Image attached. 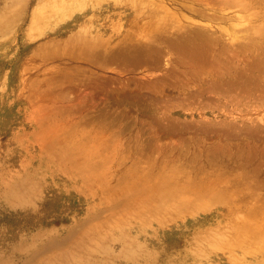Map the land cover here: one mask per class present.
Masks as SVG:
<instances>
[{"label":"rangeland","instance_id":"rangeland-1","mask_svg":"<svg viewBox=\"0 0 264 264\" xmlns=\"http://www.w3.org/2000/svg\"><path fill=\"white\" fill-rule=\"evenodd\" d=\"M56 1L0 0V264H264V0Z\"/></svg>","mask_w":264,"mask_h":264},{"label":"bare ground","instance_id":"bare-ground-1","mask_svg":"<svg viewBox=\"0 0 264 264\" xmlns=\"http://www.w3.org/2000/svg\"><path fill=\"white\" fill-rule=\"evenodd\" d=\"M56 1V0H55ZM75 1H77V3L80 5V6H84V5H86L87 4V2H90V1H92V0H71V2H63L62 0H57L56 2H55V4L57 5V12H63L64 10H67L68 8H71V9H73V8H75L76 6H78L77 4H75L76 2ZM73 3V4H72ZM207 23V22H206ZM200 27V26H199ZM211 27V26H210ZM200 33V32H199ZM203 33V32H202ZM213 33V32H212ZM206 34H207V32H206ZM234 34H235V32H234ZM233 34V37H232V35H231V39H230V41H232V39L234 40V39H236V35H234ZM237 34V33H236ZM212 35V34H211ZM209 37H210V39H211V36L209 35L208 37H207V39H209ZM215 38V37H214ZM228 39V38H227ZM214 40H216V39H214ZM208 42V41H207Z\"/></svg>","mask_w":264,"mask_h":264}]
</instances>
